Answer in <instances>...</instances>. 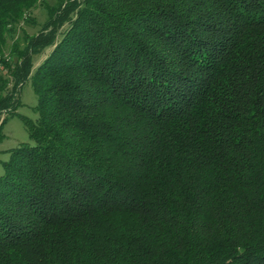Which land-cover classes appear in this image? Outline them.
<instances>
[{"label":"trees","instance_id":"1","mask_svg":"<svg viewBox=\"0 0 264 264\" xmlns=\"http://www.w3.org/2000/svg\"><path fill=\"white\" fill-rule=\"evenodd\" d=\"M27 80L0 264H264V0H0V132Z\"/></svg>","mask_w":264,"mask_h":264},{"label":"rangeland","instance_id":"2","mask_svg":"<svg viewBox=\"0 0 264 264\" xmlns=\"http://www.w3.org/2000/svg\"><path fill=\"white\" fill-rule=\"evenodd\" d=\"M47 4H52L55 0H45ZM31 15L34 16V24H26V22H20L19 27L23 29V32L17 28L16 35L20 36V44L23 45L24 32L27 34L35 33L42 22L47 16V7L44 6V3L38 4L35 8L32 9ZM11 38H8L5 52L10 48ZM45 51L43 54L39 55L35 59L34 65H37L41 59L44 57ZM36 95L31 86L30 80H27L22 88L20 93V104L16 109V112H11L7 114L6 121L3 125V128L0 132V174L3 171L2 162L5 161L8 157L9 149L18 146L22 142L30 141L28 137V131L20 115L26 116L28 118H36Z\"/></svg>","mask_w":264,"mask_h":264}]
</instances>
